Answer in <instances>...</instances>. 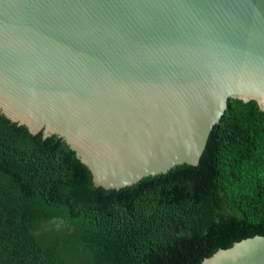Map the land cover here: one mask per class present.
<instances>
[{
    "label": "water",
    "instance_id": "1",
    "mask_svg": "<svg viewBox=\"0 0 264 264\" xmlns=\"http://www.w3.org/2000/svg\"><path fill=\"white\" fill-rule=\"evenodd\" d=\"M264 116V0H0V173L122 214L209 174ZM155 264H264V222L224 216Z\"/></svg>",
    "mask_w": 264,
    "mask_h": 264
},
{
    "label": "trees",
    "instance_id": "2",
    "mask_svg": "<svg viewBox=\"0 0 264 264\" xmlns=\"http://www.w3.org/2000/svg\"><path fill=\"white\" fill-rule=\"evenodd\" d=\"M226 215L264 222V116L233 128L209 174L122 214L55 206L0 173V264H155Z\"/></svg>",
    "mask_w": 264,
    "mask_h": 264
},
{
    "label": "rangeland",
    "instance_id": "3",
    "mask_svg": "<svg viewBox=\"0 0 264 264\" xmlns=\"http://www.w3.org/2000/svg\"><path fill=\"white\" fill-rule=\"evenodd\" d=\"M52 226L59 227V226H60V224H59V223H57V222H52V224H47V225H44V226H43V228H44V229H49V228H51Z\"/></svg>",
    "mask_w": 264,
    "mask_h": 264
}]
</instances>
